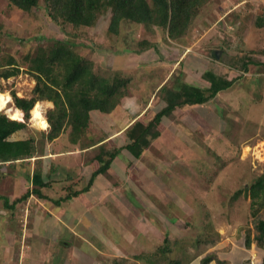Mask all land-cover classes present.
<instances>
[{
    "label": "rangeland",
    "instance_id": "rangeland-1",
    "mask_svg": "<svg viewBox=\"0 0 264 264\" xmlns=\"http://www.w3.org/2000/svg\"><path fill=\"white\" fill-rule=\"evenodd\" d=\"M110 16L99 17L92 27L74 31L67 26L66 31L76 44L74 51L93 63L96 74L131 80L126 93L112 112L90 113L89 126L77 144L70 142L69 129L53 141L43 139L42 132L46 134L49 126L44 131L42 123L53 104L36 102L27 129L13 135L17 140L33 137L36 158L33 162L23 160L15 178L0 187V207L8 217L0 211V231L4 227L12 231H7L9 235L0 232V244L10 252L6 263L90 264L104 252V264H110L112 257L124 256L123 249L128 253V260L123 258L125 264H264V247L256 241V224L264 220V207L253 216L248 193L242 191L264 172V54H260L264 50V26L255 25L258 18H264V0H212L199 9L187 35L176 42L166 40L162 29L148 30L124 21L117 34H109ZM67 37L49 21L43 4L25 13L0 0V94L11 98L0 114L24 120L12 95L26 99L34 96L31 59L52 40ZM145 41L156 48L142 49L140 44ZM185 53L188 56L183 59ZM176 56L183 62L177 64ZM11 59L13 66L8 65ZM14 67L17 74L2 77ZM204 71L234 83L206 104L185 106L163 118V132L138 161L129 159L122 150L114 173L99 175L80 198L60 201L66 187H86L94 157L100 154L103 161L107 160L110 151L125 146L126 134L119 132L130 127V117L136 119L147 110L152 116L164 106L157 93L161 79H169L168 87L176 80L207 87ZM66 152L76 161L65 163L63 168L62 157L54 158V153ZM45 154L51 156L41 159ZM122 163L128 165L127 171ZM38 167L48 184L41 193L50 200L34 196L13 209L6 206V201L11 204L33 189L31 177ZM1 169L0 180L12 176L9 167ZM237 191L240 194L234 199ZM103 196L114 200L103 201ZM65 206L77 218L72 223L63 217L70 231L48 215L50 209ZM82 244L89 257H82L83 263L70 249ZM111 244L122 249L109 253Z\"/></svg>",
    "mask_w": 264,
    "mask_h": 264
},
{
    "label": "trees",
    "instance_id": "trees-1",
    "mask_svg": "<svg viewBox=\"0 0 264 264\" xmlns=\"http://www.w3.org/2000/svg\"><path fill=\"white\" fill-rule=\"evenodd\" d=\"M210 1L212 2V0H6L10 7L25 13L43 4L49 21L59 26L60 31L63 34L67 33L69 38L52 40L47 49L40 48L38 55L31 59L29 71L36 80L34 96L26 99L12 95L13 104L23 112L24 120L22 122L11 120L5 114H0V162L23 161L32 158L38 152L33 137L19 141L9 140L12 134L27 129L30 112L38 100H47L53 104V108L46 113L49 130L46 134L42 132L43 139L53 141L69 129L70 142L77 144L89 126L90 113L112 112L126 93L125 90L131 80L119 76L106 78L96 74L93 63L74 51L76 44L66 31L67 26L74 31L89 28L96 24L99 17L110 13L107 29L109 34H117L120 23L124 21L142 25L148 30L162 29L166 40L176 42L187 35L199 9ZM213 1L218 2V0ZM255 25L262 28L264 18H258ZM140 46L142 49L156 48V45L146 41L141 42ZM260 54L263 55L264 50ZM12 62L11 59L8 65L13 66ZM246 67L247 64L243 66L244 71ZM17 73L18 68L14 67L13 70L2 74V77L8 79ZM202 78L208 83L207 87L183 84L182 81L177 80L173 81L174 85L171 87L167 84L161 86L158 84L157 93L161 94L164 106L152 116L150 110L139 115L125 132L128 141L125 146L110 151L107 160L103 161L100 154L94 157L93 170L86 187L81 190L66 187V195L60 201L81 197L91 189L99 175L114 173L113 167L119 166L117 155L122 150H126L129 159L138 161L150 142L163 132V118L171 117L173 112L185 106L206 104L234 83V80H227L210 71H205ZM122 165L127 171L128 165L124 163ZM61 167L65 168L63 164ZM37 169L31 177L33 189L26 191L11 204L6 201V206L10 205L9 208L13 209L18 203L26 202L34 196L46 201L50 200L49 196L41 193L40 189L48 187V184L44 183L41 177V168ZM51 171H54V168ZM49 183H52L51 179ZM242 191L248 193L254 209L253 216H255V212L264 207V172ZM239 194L240 191H237L233 198L236 199ZM256 229L258 232L256 241L264 247V220L257 221ZM167 241L168 239L164 240V243L167 244ZM203 263H207V260H203ZM110 264L125 263L123 258L115 257L111 258ZM172 264H179V262H172Z\"/></svg>",
    "mask_w": 264,
    "mask_h": 264
},
{
    "label": "crops",
    "instance_id": "crops-1",
    "mask_svg": "<svg viewBox=\"0 0 264 264\" xmlns=\"http://www.w3.org/2000/svg\"><path fill=\"white\" fill-rule=\"evenodd\" d=\"M189 53V52H188ZM184 56V58L183 59H186V57L188 56V54L186 55V53L183 55ZM177 58L174 60V61H176V63L178 64L179 62L181 63V62H183V59H180L179 61H178V59H179V56H176ZM175 63V64H176ZM179 63V64H180ZM176 66H174L173 67V70H171V72H170V74H169V79H171V77H172V74L175 72V70H176V68H175ZM205 72V71H204ZM203 72V73H204ZM170 75H171V77H170ZM169 79L166 77V78H164V79H161L160 81H159V85L161 86V85H163V84H166L168 81H169ZM127 117V116H126ZM126 117H125V120H126V122L128 121L127 119H126ZM130 117V116H129ZM131 119H129V121H131V120H133V121H131V124L135 121V117H130ZM126 129H127V127H125V129H122L119 133H121V134H123V133H125V131H126ZM21 132V131H20ZM16 133H18V132H16ZM16 133H14V134H16ZM14 134H12L11 136H10V138H9V140L10 141H19V140H24V139H19V140H17V139H15V138H13L14 136ZM120 134V135H121ZM71 153V152H70ZM74 153V152H73ZM67 154H69V152H66V154H60V153H54V158H56V157H62V158H60V160H61V162H63L64 163V166L65 167H67V165L65 164V163H67V164H69L70 163V161L71 160H73V161H76V159H74V158H72V157H68V156H66ZM50 156H51V154H49ZM50 156H48V154H45V155H42V157H41V159L43 158H46V159H48L47 157H50ZM35 158L36 157H32L31 159H29L28 161H31V162H33L34 160H35ZM37 160V159H36ZM22 162V160H17V161H15V162H6V163H1L0 162V170H2L1 168H3V167H9L10 168V171L12 172V176H10V177H8V179H2V177H1V180H0V187L2 188V186L5 184V185H8V182L7 181H12L13 180V178H15L14 176H15V171H18V166L20 165V163ZM72 169H74L71 165H70V171H74V170H72ZM77 169V168H76ZM64 172H67L68 173V171H66L65 169H64ZM15 184V183H14ZM14 184L12 183V186L14 187ZM15 188H18V187H15ZM20 188H22V186L20 187ZM97 192H98V196H101L103 193H102V191L101 190H99V189H97L96 190ZM88 193V192H87ZM86 193V194H87ZM89 193H91V191H89ZM104 195H107V192H105L104 193ZM104 197V199H103V201H107L106 199H109L110 200V202L112 201V200H114V198L113 199H110V197L108 198V196H106V198H105V196H103ZM80 198V197H79ZM75 199V198H74ZM94 200H97L98 201V199H96V197L95 198H93ZM29 200V199H28ZM72 200V199H71ZM70 200V201H71ZM27 202V201H26ZM29 202V201H28ZM109 202V203H110ZM48 203H50V202H48ZM68 204H70V203H68ZM2 205V204H1ZM5 206V205H4ZM65 207L67 208V209H65ZM65 207H59V208H57L56 209V211H53V209H50L49 210V219L51 220H53V219H57V221H59V223L61 224V223H63V224H61L65 229L67 228V226H66V224L64 223V219H63V217H67L66 218V220H68V218L70 219V221H72V223H74L75 221L74 220H77V218L76 217H73L72 215H71V213L69 212L70 210L68 209V207L67 206H65ZM1 208H3V207H0V211H1V213H3V214H1V215H4V216H6V219L8 218L7 217V215H6V210H2ZM5 208V207H4ZM88 211V210H87ZM59 215H60V217H59ZM40 217L41 216H39L38 217V215L36 216V218L37 219H40ZM48 217V216H47ZM5 219V220H6ZM1 225V224H0ZM6 226V225H5ZM5 228V229H4ZM4 228H2V231H0V232H2V235H9V233H12V231L10 230L9 231V228H7V227H4ZM29 230L30 229H27V232L26 233H28L29 232ZM67 230H69L68 228H67ZM71 230V229H70ZM69 230V231H70ZM9 233H8V232ZM22 232H23V228H22ZM73 233V235H74V232H72ZM127 237L129 238V235H127ZM129 239H131V238H129ZM84 244H82V246L79 248V247H72V248H70L71 249V253H72V255L75 257H77L78 259H81V260H79V262L80 261H82V259L83 258H89L88 256H86V254H87V252L85 251V248H84ZM86 247V246H85ZM109 248V249H108ZM107 248V251H109V253H112L113 254V252H115V250H116V252L118 251V248H120V249H122L121 247H119L118 245H115V244H111L110 245V247H108ZM8 247H6V245H2V244H0V252L2 253V256L0 257V264H7L6 262V258H7V256H8V253H10L9 251H8ZM97 253H101L99 250H95ZM75 252H77V253H79V254H76ZM125 252V253H124ZM127 251H125V250H123L122 249V255H124L123 257H120V258H124L126 261L128 260V257L126 256L125 257V254H128V253H126ZM17 255H19L18 256V259H19V257H21V255H20V250H19V252L18 253H16ZM103 255L102 256H100V257H98L95 261H91V263L90 264H104L105 262H104V257L103 256H105L104 255V252L102 253ZM83 257V258H82ZM115 257H117V256H114V257H112V258H115ZM89 260V259H88ZM98 260V261H97ZM84 261H82V263H83ZM94 262V263H93ZM127 263V262H126Z\"/></svg>",
    "mask_w": 264,
    "mask_h": 264
},
{
    "label": "bare ground",
    "instance_id": "bare-ground-1",
    "mask_svg": "<svg viewBox=\"0 0 264 264\" xmlns=\"http://www.w3.org/2000/svg\"><path fill=\"white\" fill-rule=\"evenodd\" d=\"M10 101H11V98H10V96L9 95H5V94H0V111L1 110H4V109H7V107H8V104L10 103ZM16 110L18 111V112H22V111H19L17 108H16ZM5 112V111H4ZM7 113V112H6ZM12 115V114H11ZM20 115V114H19ZM8 116V115H7ZM9 116H10V114H9ZM13 119V118H12ZM47 122L46 121H43V123H42V128L44 129V130H46L47 129ZM256 153V152H255Z\"/></svg>",
    "mask_w": 264,
    "mask_h": 264
}]
</instances>
